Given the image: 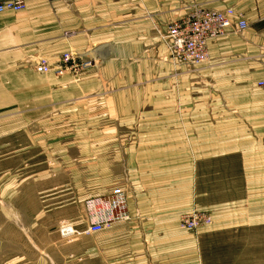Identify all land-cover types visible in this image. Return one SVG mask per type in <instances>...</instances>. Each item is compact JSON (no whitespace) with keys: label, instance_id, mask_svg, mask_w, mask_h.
Masks as SVG:
<instances>
[{"label":"crops","instance_id":"0c3cea01","mask_svg":"<svg viewBox=\"0 0 264 264\" xmlns=\"http://www.w3.org/2000/svg\"><path fill=\"white\" fill-rule=\"evenodd\" d=\"M25 7L0 14V115H41L85 100L103 112L88 128H106L83 152L90 183L76 172V198L61 199L46 218L82 226L85 187L92 196L123 187L132 223L111 235L126 245L117 250L127 263L142 255L152 264H201L199 238L264 229V0H25ZM195 9H232L248 29L211 40L204 64L166 63L160 34ZM66 53L95 68L80 82L37 72ZM194 211L212 217L195 234L179 227ZM137 238L141 252L132 249Z\"/></svg>","mask_w":264,"mask_h":264},{"label":"rangeland","instance_id":"374dc122","mask_svg":"<svg viewBox=\"0 0 264 264\" xmlns=\"http://www.w3.org/2000/svg\"><path fill=\"white\" fill-rule=\"evenodd\" d=\"M165 35L160 34L161 45L168 52L165 62L180 66L168 48ZM55 66L51 73L55 74L54 70L59 67ZM94 68L91 62V67L86 70L65 73L80 82ZM89 104L84 100L51 106L47 107L46 114L41 115L34 111L20 113L18 110L9 116L0 115V264H98V247L100 250L104 248V252L100 251V261L101 254H104L103 264H152L149 261L146 263L142 255L136 256V261L127 263L124 252L117 250L119 246L126 245L119 244L122 240L112 238L111 231L126 230V226L132 223L128 200L121 186H116L110 194L95 196L90 193V188L85 187L86 222L82 226L58 223L55 218L45 217L46 212L63 204L61 199L76 198V172L85 173L84 185L90 183V161L83 152H89L88 137H93L95 133L97 136L105 135L106 128H88L87 123L103 119V112L94 111ZM118 195L124 197L129 219L111 221L104 225L102 232L91 233L89 229L92 225L97 221L103 223L101 221L106 216L105 207H99L98 201L110 202ZM65 226L71 227L74 234L64 237L62 230ZM201 228L190 233L195 234ZM198 243L201 264H264V229L219 233L199 238ZM132 245V249L141 252L142 238L134 239ZM132 249L127 252L128 255ZM112 253H120L119 258L113 257ZM169 257L172 258L173 254Z\"/></svg>","mask_w":264,"mask_h":264},{"label":"built area","instance_id":"2783aa9c","mask_svg":"<svg viewBox=\"0 0 264 264\" xmlns=\"http://www.w3.org/2000/svg\"><path fill=\"white\" fill-rule=\"evenodd\" d=\"M26 9L25 0H11L0 3V14L5 12H22ZM233 28L239 33L247 29V23L242 15H237L234 10L225 12H207L199 9L191 11L180 21L170 25L166 30L165 41L176 63L180 65L197 66L204 64L209 55V42L213 39L224 37L228 30ZM54 70L61 76L67 71L76 73L91 67V62L75 58L72 54H63ZM37 72L44 74L52 69L45 61L37 66ZM264 88V82L259 84ZM99 207H105L106 216L101 222H95L89 229L91 233L102 232L104 225L111 221L121 222L129 219L125 212V200L122 195L115 196L110 202L98 201ZM212 218L205 212H191L181 219V228L185 231L196 232L201 226H209ZM64 237L73 235L71 227L65 226L62 230Z\"/></svg>","mask_w":264,"mask_h":264}]
</instances>
